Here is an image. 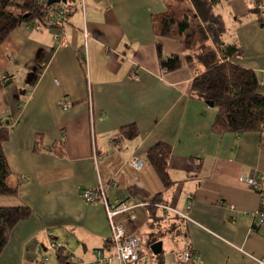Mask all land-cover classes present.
Segmentation results:
<instances>
[{
  "label": "crops",
  "instance_id": "1",
  "mask_svg": "<svg viewBox=\"0 0 264 264\" xmlns=\"http://www.w3.org/2000/svg\"><path fill=\"white\" fill-rule=\"evenodd\" d=\"M80 2L68 0L73 11L65 46L58 47L52 29L23 25L0 45L6 184L17 190L0 196V207L30 210L9 230L0 264H69L58 258L54 243L65 244L64 253L93 260L111 232L103 204L86 203L78 194L97 187L105 189L109 203L136 205L116 222L143 249L161 243L157 264L176 263L184 242L196 255L184 264L264 259V226L255 224L259 196L244 181L254 177L264 192V133L215 134L217 110L191 93V70L184 63L173 72L160 69L158 46L165 57L183 55L179 40L156 33L167 0ZM258 5L264 0H218L214 11L226 25L224 42L241 49L236 63L264 86V14L254 13ZM62 100L68 109L61 108ZM129 125L138 137L117 140ZM158 142L172 150L169 188L145 157ZM132 156L143 161L140 171L127 165ZM132 186L150 198L161 193L162 204L178 217L158 210L149 215Z\"/></svg>",
  "mask_w": 264,
  "mask_h": 264
},
{
  "label": "trees",
  "instance_id": "2",
  "mask_svg": "<svg viewBox=\"0 0 264 264\" xmlns=\"http://www.w3.org/2000/svg\"><path fill=\"white\" fill-rule=\"evenodd\" d=\"M217 1L167 0L165 11L158 17L156 33L179 40L183 55L165 57L158 46L159 67L163 72L169 73L180 69L184 63L191 70L194 76L191 93L204 102H211L217 110L212 126L215 134L251 131L264 133V86L259 83L252 70L236 63L242 55L241 49L224 42L226 25L222 16L214 11ZM47 5L40 4L37 0H0V45L16 27L39 19ZM258 7L254 13L262 16L264 11L261 10V5ZM260 22L264 24V17L260 18ZM5 79H9V76H4ZM138 135L134 125L124 126L120 128L117 140H132ZM7 141V127H0L2 197L17 193L15 188L6 184L10 170L4 157L3 144ZM171 155V147L162 142L152 145L145 152L147 161L164 188L173 185L168 175ZM129 190L144 198L143 201L148 203L145 208L149 215L158 210L154 207L155 204L163 203L161 193L150 198L149 193L137 186H132ZM29 216L30 210L26 206L0 207V254L7 244L9 230ZM180 233L183 237L182 228ZM56 252L60 260L62 256L68 260L62 248L56 249ZM192 257L194 254L191 252Z\"/></svg>",
  "mask_w": 264,
  "mask_h": 264
},
{
  "label": "built area",
  "instance_id": "3",
  "mask_svg": "<svg viewBox=\"0 0 264 264\" xmlns=\"http://www.w3.org/2000/svg\"><path fill=\"white\" fill-rule=\"evenodd\" d=\"M37 1L40 4L48 2V0ZM82 1L83 0L80 2V7L83 5ZM261 10L264 11V6L261 7ZM72 11V6L68 3V0H58L57 3L47 5L43 15L39 19H36L32 23L24 24L23 26L28 30L40 27L52 29L54 31V39L58 40V47H63L66 44L65 30L69 25ZM78 59L81 63L85 64V56L79 55ZM60 106L63 110H66L70 107V104L62 100L60 102ZM127 165L135 171H140L144 163L138 157L132 156L128 159ZM244 181L248 187L258 193L259 207L258 210L255 211V224L258 226H264V192L262 187L254 177L246 178ZM78 197L86 203L101 202L103 204L111 237L108 245L102 250L97 251L93 260L85 261L77 258L71 252L64 253V255L68 258L69 264H135L140 258L142 245L135 238L126 234L124 227L116 222V217L121 214L131 213L132 210L134 211L136 205L120 200L109 203L106 198V191L103 187H97L95 189H81ZM139 205L146 207L148 203L143 202ZM154 207L160 210L163 214L173 213L175 215H179L177 211L167 205L155 204ZM228 207L230 210L235 209L233 205H228ZM54 247L55 249L62 248L63 251H66L67 249L65 244L59 245L54 243ZM194 257H196L195 254ZM190 259L191 252L187 247V242H184V248L180 253L179 259L176 263L169 264H184L188 263ZM253 262V264H264V259L253 257Z\"/></svg>",
  "mask_w": 264,
  "mask_h": 264
},
{
  "label": "rangeland",
  "instance_id": "4",
  "mask_svg": "<svg viewBox=\"0 0 264 264\" xmlns=\"http://www.w3.org/2000/svg\"><path fill=\"white\" fill-rule=\"evenodd\" d=\"M160 212V215H163V213L158 210ZM134 238V237H133ZM138 241V240H137ZM139 243H141L140 241H138ZM142 245V244H141ZM143 246L142 245V255L140 256L139 258V261L137 264H157V258L160 256L159 254H154V252L151 250V247L148 248V247H145L143 249ZM50 256L53 258V259H56L55 257V253H54V250L50 247L49 245V249H48Z\"/></svg>",
  "mask_w": 264,
  "mask_h": 264
},
{
  "label": "water",
  "instance_id": "5",
  "mask_svg": "<svg viewBox=\"0 0 264 264\" xmlns=\"http://www.w3.org/2000/svg\"><path fill=\"white\" fill-rule=\"evenodd\" d=\"M57 2L58 0H48L47 4L50 5L52 3H57ZM206 104H208L210 107L213 106L211 102H206ZM151 250L154 252V254H159L161 251V243L157 242V243L152 244Z\"/></svg>",
  "mask_w": 264,
  "mask_h": 264
}]
</instances>
